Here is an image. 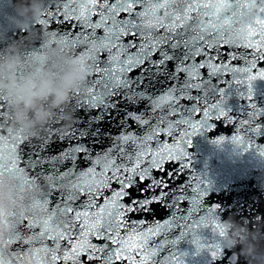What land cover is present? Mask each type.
<instances>
[{
	"label": "snow or ice",
	"instance_id": "obj_1",
	"mask_svg": "<svg viewBox=\"0 0 264 264\" xmlns=\"http://www.w3.org/2000/svg\"><path fill=\"white\" fill-rule=\"evenodd\" d=\"M40 23L69 25L52 31L84 79L69 96L71 125L59 110L38 135L6 124L0 99V264H185V239L210 264H241L201 178L177 181L191 137L217 121L264 157V106L253 99L264 0H48ZM233 87L247 102L239 115L226 107ZM156 205L163 220L132 219Z\"/></svg>",
	"mask_w": 264,
	"mask_h": 264
},
{
	"label": "water",
	"instance_id": "obj_2",
	"mask_svg": "<svg viewBox=\"0 0 264 264\" xmlns=\"http://www.w3.org/2000/svg\"><path fill=\"white\" fill-rule=\"evenodd\" d=\"M47 3L48 0H0V62L11 56L18 57L19 63L15 70L18 81L27 76H38L58 57L80 61L72 48L56 43L57 36L52 31L66 29L68 24L54 23L48 27L46 23H40ZM34 52L39 53V59L34 58ZM2 79L6 77L0 76ZM0 99L7 101L4 122L14 129L22 128L29 135L25 126L16 122V100L12 93L0 88ZM253 99L258 105L264 106V80L253 82ZM68 101L58 108L45 103L43 107L47 110V119L37 124L33 135H38L45 126L52 124L59 110H63L65 126L71 125L74 114ZM226 107L236 115L247 107V102L240 99L235 87L228 93ZM29 117H32L31 113ZM129 124L130 130L143 131L135 123L129 121ZM108 130L113 136L120 131L115 124L110 125ZM234 134L233 127L226 121H217L211 130L192 136L191 146L186 148L189 167L177 183L191 180L194 176L200 177L204 182L208 203L223 207V246L236 251L241 264H264V157L255 150L245 151L234 144L231 141ZM219 137H225V140L217 144L214 141ZM162 139L170 142L166 136ZM108 143L105 140L104 146L107 147ZM61 147L64 145H54L57 149ZM93 147L98 151L101 146L97 144ZM166 167L171 169L176 165L167 164ZM4 199H11L10 191L4 193ZM167 215L166 209L156 205L152 212L133 214L132 219L151 222L163 220ZM209 236L205 232L202 239L207 240ZM178 249L180 253L187 254L184 256L185 264H210L207 251L197 254L189 239L182 241Z\"/></svg>",
	"mask_w": 264,
	"mask_h": 264
},
{
	"label": "clouds",
	"instance_id": "obj_3",
	"mask_svg": "<svg viewBox=\"0 0 264 264\" xmlns=\"http://www.w3.org/2000/svg\"><path fill=\"white\" fill-rule=\"evenodd\" d=\"M18 63L19 59L16 56L0 62V76L6 77L0 80V88L15 97L16 122L25 126L29 135H33L37 124L47 119V110L43 105L48 103L53 108H58L65 104L69 94L80 87L84 79V71L80 61L58 57L38 76H27L22 81H18L15 77Z\"/></svg>",
	"mask_w": 264,
	"mask_h": 264
}]
</instances>
